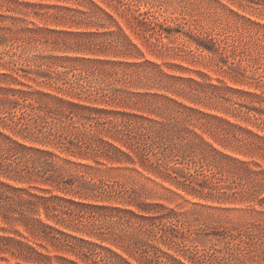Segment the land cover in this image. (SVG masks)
Returning <instances> with one entry per match:
<instances>
[{
  "label": "rangeland",
  "instance_id": "1",
  "mask_svg": "<svg viewBox=\"0 0 264 264\" xmlns=\"http://www.w3.org/2000/svg\"><path fill=\"white\" fill-rule=\"evenodd\" d=\"M3 136L49 171L0 182L83 204L49 226L131 264H264V0H0L10 162Z\"/></svg>",
  "mask_w": 264,
  "mask_h": 264
},
{
  "label": "trees",
  "instance_id": "2",
  "mask_svg": "<svg viewBox=\"0 0 264 264\" xmlns=\"http://www.w3.org/2000/svg\"><path fill=\"white\" fill-rule=\"evenodd\" d=\"M3 138L9 140L4 136ZM9 142L10 147L2 156L4 160H10V162H0V169L3 173L12 175L11 177L19 181L25 177L30 178L32 174L42 179L35 181L48 179L47 162L40 161V157L33 155L37 152L41 156H46L47 153L35 151L12 140ZM55 202L58 203V206L83 205L57 196L36 195L25 188L12 187L0 182L1 222L9 225H21L25 233L34 239L31 244L26 236L12 229L14 226L9 230L1 227L0 230L8 231L9 235L0 236V264H10L9 260L2 256L4 254L13 258L16 264H131L108 248L49 226L35 216L39 215L36 209L38 207L43 209L45 215L57 211ZM67 215L73 219L82 218L71 211L67 212ZM71 221H76L79 224L82 220ZM48 246L54 249L52 250L55 253L54 256L49 255ZM136 247H132V249L134 250ZM140 250L136 249L147 264H183L168 256H165V261H160L159 258L163 255L156 250H153L152 255L148 254L149 250Z\"/></svg>",
  "mask_w": 264,
  "mask_h": 264
}]
</instances>
